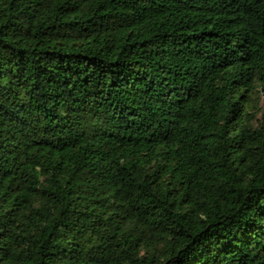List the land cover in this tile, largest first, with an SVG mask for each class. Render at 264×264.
I'll return each mask as SVG.
<instances>
[{
    "label": "trees",
    "instance_id": "obj_1",
    "mask_svg": "<svg viewBox=\"0 0 264 264\" xmlns=\"http://www.w3.org/2000/svg\"><path fill=\"white\" fill-rule=\"evenodd\" d=\"M264 0H0V264H264Z\"/></svg>",
    "mask_w": 264,
    "mask_h": 264
},
{
    "label": "rangeland",
    "instance_id": "obj_2",
    "mask_svg": "<svg viewBox=\"0 0 264 264\" xmlns=\"http://www.w3.org/2000/svg\"><path fill=\"white\" fill-rule=\"evenodd\" d=\"M262 109H264V101H263V104H262Z\"/></svg>",
    "mask_w": 264,
    "mask_h": 264
}]
</instances>
